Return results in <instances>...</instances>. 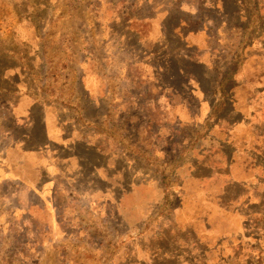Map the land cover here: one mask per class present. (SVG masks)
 Here are the masks:
<instances>
[{"label":"rangeland","instance_id":"rangeland-1","mask_svg":"<svg viewBox=\"0 0 264 264\" xmlns=\"http://www.w3.org/2000/svg\"><path fill=\"white\" fill-rule=\"evenodd\" d=\"M260 30L254 0H0V264H264Z\"/></svg>","mask_w":264,"mask_h":264},{"label":"trees","instance_id":"trees-1","mask_svg":"<svg viewBox=\"0 0 264 264\" xmlns=\"http://www.w3.org/2000/svg\"><path fill=\"white\" fill-rule=\"evenodd\" d=\"M254 1H255V5H256V11L258 13V18L261 19V30H260L261 35L259 36V34H257V36L255 35L256 37L251 36V38L249 40L247 39L244 48H247V50L249 52L252 51V50H257V49H260V50L264 51V19L262 17L264 15V13H263L264 12V4H263L264 0H254ZM241 54L243 55L244 53L242 52ZM184 57L188 58L186 56V54H184ZM184 60H186V59H184ZM253 66L256 67V64H254ZM255 67H254V70H255ZM259 69H261V74H260L259 79H258L260 82L258 80L257 81L259 83H261L262 82V80H261L262 78L261 77L264 76V64H260V66H258L257 70H259ZM191 77L197 79V77L194 76L190 72H184L182 74V77L179 78V80H178L179 89H178V91H176L177 93L174 94L173 97L178 96V97L182 98V95H184V93H185L183 87H186L187 82H188L189 78H191ZM197 81L199 82V79ZM242 86L243 85H241V87ZM235 87H236V85H234V88L232 87V89H230V90L233 92V97H234V99L236 101L235 103L237 104L238 98L236 96ZM146 91L150 95L151 94L150 92H152L151 91V86L146 88ZM260 92H262V93L264 92V82H263V84L260 87H255L254 89H248L247 95L245 96L246 99L244 100V102L246 104H248L249 106H250V104L254 105V110L251 111V120L253 121L254 124H252V126L251 125L250 126L256 128L259 131V135L261 136V139L264 140V138H263L264 130L261 128L262 126H264V124L261 122V121H264V119L260 120V118L258 116H255V114L257 112H260L261 109H262V111H264V94H261ZM186 93H187V91H186ZM253 96H255V97H253ZM254 98H255V100H254ZM182 101H183V105L185 106V109L192 108V105L190 103L191 102L190 98H187V99H184V100L182 99ZM236 104H234V106ZM244 107L247 108V105L244 106ZM149 111L151 112L152 110L150 109ZM197 113H198V116L200 117V114H201L200 107H199V110H198ZM237 113H238V111H237V109L235 107V109L232 110V113L230 115H227V116L222 117V118L221 117L216 118V125L219 126V124L225 123L228 127L232 128L233 125H236L235 123H237L239 121V119L236 118ZM241 118H242V116H241ZM244 121L248 122L249 120L248 119H244ZM178 122L176 121L175 124L181 125L180 122L179 123ZM254 147H255L256 150L258 149L260 151V154L262 156H264V141H263V147L256 148V144H255ZM229 161H231V158H230ZM229 182H233V181H229ZM238 183H240V182H233V183H231L230 186L237 187Z\"/></svg>","mask_w":264,"mask_h":264}]
</instances>
